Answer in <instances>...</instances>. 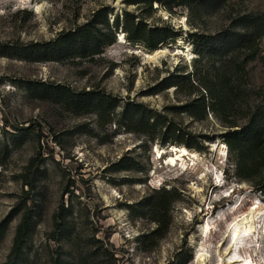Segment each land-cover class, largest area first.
Listing matches in <instances>:
<instances>
[{
    "label": "rangeland",
    "instance_id": "rangeland-1",
    "mask_svg": "<svg viewBox=\"0 0 264 264\" xmlns=\"http://www.w3.org/2000/svg\"><path fill=\"white\" fill-rule=\"evenodd\" d=\"M127 1L0 0V223L10 220L0 264L8 261L24 213L25 177L37 168L41 176L29 196L35 219L21 264H56L61 251L75 264H264V160L254 178L240 180L226 144L238 129L229 123L264 120V40L246 74L231 75L238 96L227 119L208 110L203 117L198 108L197 116L181 113L201 94L190 96L188 81L167 86L173 77L203 79L218 65L217 56L198 62L191 34L217 36L235 19L262 16L264 0H230L208 13L192 12L180 0H163L153 10ZM105 9L110 21L127 11L152 27H172L179 37L159 55L119 30L116 44L93 59L25 58L28 45L52 41ZM246 55L239 53L241 62ZM32 83L105 93L119 107L105 115L44 101L29 91ZM128 104L144 106L157 128L130 132L120 115ZM167 127L190 134L195 148L163 144L172 137ZM22 131L26 138L13 144ZM162 190L169 194L161 200ZM149 198L164 202L159 214L148 208ZM61 206L75 227L71 241L51 238ZM251 225L261 234L249 248L252 238L244 233Z\"/></svg>",
    "mask_w": 264,
    "mask_h": 264
},
{
    "label": "trees",
    "instance_id": "trees-1",
    "mask_svg": "<svg viewBox=\"0 0 264 264\" xmlns=\"http://www.w3.org/2000/svg\"><path fill=\"white\" fill-rule=\"evenodd\" d=\"M230 0H180V5L186 7L192 12H218ZM128 5L143 7L153 10L154 4L162 6L163 0H128ZM173 9H169L171 12ZM119 30L127 36L131 43H139L150 51H157L160 47L175 41L179 34L174 28L169 26H150L141 17L134 13L125 11L123 16L115 15L113 20L108 18L107 10L95 12L91 18L81 26L71 30L63 31L52 41L41 44H30L24 48L28 60L36 62H64L68 60L93 59L104 54L108 47L117 42ZM194 51L198 56V62H202L209 57H220L218 65L210 76L203 79L192 80L190 76L184 78H172L168 81L169 88L181 87L185 81L189 82V95L192 96L199 91L200 98L188 101L180 108L181 113L191 116H197L195 109L202 112L206 117L207 110L214 115L232 116L233 102L238 96V89L232 84L231 75L237 70L238 73L246 74L247 64L255 62L260 57L261 43L264 40V14L262 16H243L235 19L233 25L219 33L217 36L200 35L193 33L190 35ZM246 52V58L241 62L240 52ZM8 57L11 55H1ZM29 91L36 94L37 98L44 101L61 102L76 108L99 112L100 114L109 115L116 111L119 102L105 93L94 91L75 94L65 86L53 85L47 83H32ZM204 92V93H203ZM130 132L149 133L157 128L156 124H151V116L142 105H125L120 113ZM264 116V115H263ZM202 117V118H203ZM261 116H252L249 121L243 125L237 122L229 123V127L237 130H231L228 133L226 144L228 145L231 155L233 156V166L236 174L243 181H250L255 176V172L261 162L264 160V120ZM26 131V130H23ZM21 132L19 137L13 140V144L25 139V133ZM166 135L171 134L170 141L163 144L171 143L172 145H184L189 149L195 148L190 143V134L182 129L167 127ZM188 136V137H187ZM155 142V139H151ZM260 162V163H259ZM263 163V162H262ZM31 164L29 169L32 170ZM41 176V171L37 168L29 172V177H25V186L29 191L25 194L24 213L17 226L13 240V247L5 264H21L24 257L26 240L29 232L33 228L35 215L31 199L29 198L32 191L36 188V182ZM264 180L262 181V185ZM264 188V187H262ZM161 200L169 194V191L160 192ZM28 196V197H27ZM154 203L147 199L146 203L150 210L159 214L164 202ZM29 204V205H28ZM159 206V207H158ZM169 212L166 210V213ZM69 210L61 206L60 210L53 215V241L65 239L73 240L75 227L69 220ZM153 222L159 224L161 221L155 218ZM10 220L7 219L0 223V243L5 239L8 232ZM168 223L162 233L169 228ZM59 252L56 264H75L72 259H67Z\"/></svg>",
    "mask_w": 264,
    "mask_h": 264
},
{
    "label": "bare ground",
    "instance_id": "bare-ground-1",
    "mask_svg": "<svg viewBox=\"0 0 264 264\" xmlns=\"http://www.w3.org/2000/svg\"><path fill=\"white\" fill-rule=\"evenodd\" d=\"M156 55H159V54H162L164 52L160 51V50H157L154 52ZM177 153H179V151H177ZM182 155H180V157H184L187 155V152L185 151H181ZM245 240L249 241L250 238H252V242L250 243V245L248 246L249 248L250 247H254V243H256V241L259 243L260 242V230L258 229V226H255V225H251L248 227V229H245ZM240 232V231H239ZM230 234V233H229ZM239 237V236H238ZM237 237V238H238ZM237 240V239H236ZM220 241V240H219ZM231 242L233 243V246H236L235 244L237 243L236 241H234L233 238H231ZM230 242V244H231Z\"/></svg>",
    "mask_w": 264,
    "mask_h": 264
}]
</instances>
